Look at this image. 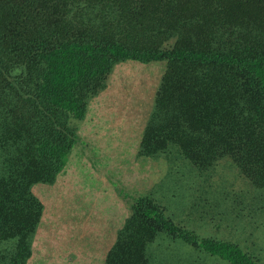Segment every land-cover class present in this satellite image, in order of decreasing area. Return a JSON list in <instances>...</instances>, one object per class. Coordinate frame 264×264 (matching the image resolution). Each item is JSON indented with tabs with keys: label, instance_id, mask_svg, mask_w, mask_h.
<instances>
[{
	"label": "trees",
	"instance_id": "16d2710c",
	"mask_svg": "<svg viewBox=\"0 0 264 264\" xmlns=\"http://www.w3.org/2000/svg\"><path fill=\"white\" fill-rule=\"evenodd\" d=\"M122 60L166 64L144 153L174 147L199 170L226 156L264 188V0H0V242L12 240L0 264L24 263L39 207L29 186L50 180L75 144L84 150L70 119ZM117 191L131 212L104 264H147L159 240L201 259L258 264L149 196Z\"/></svg>",
	"mask_w": 264,
	"mask_h": 264
},
{
	"label": "rangeland",
	"instance_id": "374dc122",
	"mask_svg": "<svg viewBox=\"0 0 264 264\" xmlns=\"http://www.w3.org/2000/svg\"><path fill=\"white\" fill-rule=\"evenodd\" d=\"M165 68L164 61H117L102 86L86 93L83 116L70 119L84 150L75 144L50 180L29 186L39 207L23 264H104L131 212L117 188L149 196L182 226L235 242L264 264V188L251 185L226 156L199 170L174 147L141 149ZM158 242L147 264H184L188 255L196 264H226ZM11 245L0 242L1 254Z\"/></svg>",
	"mask_w": 264,
	"mask_h": 264
}]
</instances>
